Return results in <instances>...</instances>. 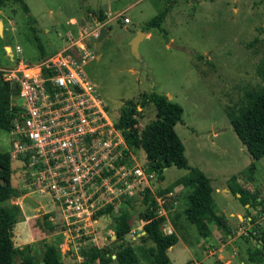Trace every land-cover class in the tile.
Segmentation results:
<instances>
[{
	"label": "rangeland",
	"instance_id": "rangeland-1",
	"mask_svg": "<svg viewBox=\"0 0 264 264\" xmlns=\"http://www.w3.org/2000/svg\"><path fill=\"white\" fill-rule=\"evenodd\" d=\"M23 2L28 7V13L14 1L6 2L0 8V19L3 20H0V70L14 65L5 47L10 46L15 58V48L19 46L21 57L35 64L42 60L39 44L43 47L44 59L64 47L61 43L62 36L65 28L71 27V18L76 20L77 27H81L82 21L88 20L90 12L91 17L96 18L95 13L100 9L105 13L124 11V16L130 23L110 21L107 26L109 36L102 41L98 52L96 41L93 42L94 47L91 43L94 57L98 56V59L88 60L83 67L87 80L107 105L110 118L116 122L126 103L135 102L137 106L150 93L164 95L171 102L180 105L183 109L182 122L175 126V132L184 145V155L189 166L200 169L209 178L217 213L222 212V216L227 218V211H244L239 197L246 193L253 204L250 213L260 223H245L246 227L242 231L247 232L251 227L264 231V158L254 161L236 136L229 119L230 113H239V106L245 101L246 90H257L264 86V0H172L171 6L168 5V0ZM166 8L168 12L160 28L146 29V23ZM100 15L102 22L107 21V14ZM87 24L81 29L82 33L96 27L93 20ZM139 32L144 36L149 33L147 38L142 37L139 44L141 63L132 56L129 47V43ZM167 44L181 50L167 47ZM138 107L137 127L142 130L155 120V108L153 104L144 109L140 105ZM10 148L9 132L0 129V152H8ZM135 154L139 163H144V152L139 149ZM252 163L256 166L255 170L250 168ZM11 169L10 184L17 189L19 197H12L1 206L18 221L22 217L18 203H22L23 197L30 191L26 188L25 170L20 162L11 161ZM183 172L170 167L165 174L164 184ZM157 182L158 177L151 191L157 197L163 196L166 189L157 186ZM224 189L229 192H224ZM232 189H240L242 193L237 196ZM187 192L181 197L183 205L186 203L184 194ZM36 194H32L35 201L49 202L47 197L41 198ZM25 208L32 212L31 207ZM50 208L49 202L46 209ZM124 210L125 208H121L119 211L124 213ZM52 214L55 218L58 217ZM234 222L237 224V221ZM181 223L184 237L192 246L193 257L184 253L178 259V264H187L189 261L194 264L197 259H204L201 250L194 243L197 240L215 243L209 238L200 237L196 227L184 218ZM54 225L52 232L55 238L59 241L61 236L65 237L68 243L65 228L59 224ZM35 227L40 229L37 219ZM131 239V235L127 236V243L133 241ZM114 240L110 236L105 240L111 253H115L119 244ZM41 243H44V239ZM236 247L242 254L245 241L239 239L236 246L229 247L224 254L231 256ZM102 248L105 249V246ZM64 250L67 252V247ZM145 260L147 264H154L148 255ZM233 261L238 264L237 259ZM215 262V257L201 261L203 264ZM38 263H42L41 260L38 259ZM260 264H264V257Z\"/></svg>",
	"mask_w": 264,
	"mask_h": 264
},
{
	"label": "built area",
	"instance_id": "built-area-1",
	"mask_svg": "<svg viewBox=\"0 0 264 264\" xmlns=\"http://www.w3.org/2000/svg\"><path fill=\"white\" fill-rule=\"evenodd\" d=\"M107 16L35 64L23 59L17 47L14 65L0 70L16 89L10 103V159L24 168L28 193L49 199L77 254L88 244L97 245L100 212L141 200L157 180L147 163L135 161L83 71L94 58L91 43L100 31L112 20L129 24L124 12ZM143 226L139 222L130 231L133 240L145 235Z\"/></svg>",
	"mask_w": 264,
	"mask_h": 264
},
{
	"label": "trees",
	"instance_id": "trees-1",
	"mask_svg": "<svg viewBox=\"0 0 264 264\" xmlns=\"http://www.w3.org/2000/svg\"><path fill=\"white\" fill-rule=\"evenodd\" d=\"M14 1L19 3L23 11L28 13V7L23 0H0V8L6 2ZM171 6L172 0H168ZM168 9L162 10L154 18L146 23V29L160 28ZM98 21L102 22L99 15ZM40 55L44 58L43 47L39 44ZM264 72V58L262 60ZM16 92L8 82L4 81L0 73V129L9 132L11 122V97ZM245 101L239 106L238 114H229L232 128L246 147L248 153L258 161L264 158V86L261 89H248L244 95ZM135 102H128L120 110L116 121V128L121 132L124 141L130 151L136 152L141 149L145 154L146 162L150 171L157 173L158 180L163 179V171L169 167L188 170V174L170 187L173 189L182 186L188 189L184 209L185 219L194 225L198 234L206 237L209 234L207 220L213 219L217 223L220 217H216L211 211L212 187L209 178L198 168L190 167L184 155V145L175 132V126L182 122L183 109L177 103L171 102L166 96L157 93H150L139 101L144 109L147 105L153 104L155 108V120L139 130L137 127L136 115L139 113V105ZM252 163L251 169L255 170ZM12 174L11 159L9 152H0V264H34L28 253V248L19 250L14 246L13 227L16 223L14 215L1 204L8 202L12 197L18 198L17 189L12 188L10 178ZM233 194H241V190L232 189ZM242 206L248 205L253 208L246 193L239 197ZM145 209L140 213L139 218L144 221L143 230L145 235L139 240L146 244V252L151 256L154 264H169L167 250L176 244L175 234H164L162 225L165 219L158 215V204L155 196L147 190L140 200ZM123 205L131 208V201H125ZM111 211V208L100 212L99 216ZM120 223L115 229V240L118 242L115 250V258L107 249L87 247L83 251L84 260L81 264H138V256L133 248V241L127 243L126 236L131 228L128 224L127 214L124 210ZM257 218L252 217L250 224L256 225ZM42 227V225L39 223ZM45 228L53 231L54 227L44 221ZM246 237H251L253 248L248 252V262L260 264L258 258L264 256V231L256 227L247 230ZM244 236V235H243ZM117 244V243H116ZM42 264H62L59 259L58 249L51 244H45L41 258Z\"/></svg>",
	"mask_w": 264,
	"mask_h": 264
},
{
	"label": "crops",
	"instance_id": "crops-1",
	"mask_svg": "<svg viewBox=\"0 0 264 264\" xmlns=\"http://www.w3.org/2000/svg\"><path fill=\"white\" fill-rule=\"evenodd\" d=\"M1 13L2 12H0V15H1ZM90 13L87 15L88 20L82 21L81 27L76 26V20L75 19H73V18L70 19L69 24L71 27L68 29L65 28L64 35L62 36L63 42H61V43L64 44V47H65V44H67V42H68L69 36L76 35L77 33L81 32V29L85 25H88L87 23H91V21L89 19L92 18L94 23L98 24V23H100L98 21V17L101 13L103 16L104 14L108 15L111 12L108 11L105 13L100 9L97 13H95L97 16L96 18L91 17ZM0 20L3 22L2 19H0ZM7 21L10 24L12 23L10 21V19H7ZM129 23H130V21H129ZM108 36H109V32H108ZM148 36H149V33H147L144 36V38H147ZM169 41H172V40H169ZM17 47H19V46H16V48ZM167 47H171V44H169V45L167 44ZM16 48H15V50H16ZM171 48H173V47H171ZM5 50L8 53L7 54L8 57L11 60L14 59V55L12 54V50H11L10 46H8L7 48L5 47ZM176 50H181V49L178 48ZM53 54H55V53H53ZM51 56H49V57H51ZM46 58H48V57H46ZM94 58H95V60H97L98 56H96ZM42 60H44V58ZM11 99H12V97H11ZM8 152H10V149ZM132 154L135 156L134 157L135 161L137 163H139V161L137 159L138 156H136L135 152H132ZM145 163H147L146 159L144 161V164ZM168 170H170V167L164 169L163 179L157 183L158 184L157 186H159L162 189H166L165 194L163 196H159V197H157L154 192L152 194L155 196L156 202L158 204V211H157L158 215L162 216L165 219V221L162 225V230H163L164 234H175L177 237L176 244L173 245L172 247H170L167 250L166 254H167V257H168L169 262H170L169 264H178V259L181 256H183L184 253H187L188 255L192 256V252H193L192 246L188 243V241L184 237V235H185L184 234V228H183V225L181 223L183 221V218L185 219L184 209H185V204H186V203H184V205H183V203L181 202V197L183 196V193L185 191H188V189L183 188L182 186H177V187H174L173 189L169 190V187L178 179L186 176L188 174V170L179 169V170H183L184 172L182 174H180L177 178L170 181L168 184H164L165 183V174ZM223 191L229 192L228 189L227 190L224 189ZM186 195L184 194L185 199H186ZM236 195L239 196V194H236ZM25 196H30L33 199L32 194L27 193V195H25ZM177 196H178V198H177ZM41 198H43V197H41ZM35 202L38 203V205H39V207L37 209H34L31 206L24 204L23 202L18 203V207H19V210L21 212L22 217L18 221H16V223L14 224V227H13L14 246L16 248H18L19 250H23L27 247L28 253L31 256L32 260L34 261V264H35V262L37 264H42V263H38V259L41 260V258H42V252L44 250L45 244L54 245L58 249L59 259H60V262L62 264H81L82 261L84 260L82 253H83L85 248L90 247V246L97 247V248H102V246H105V249L109 250L108 249L109 245H107L105 240L107 239V236H110V239L112 241L115 239L114 231H115L116 227L118 226V224L120 223V220H121L120 217L124 215V213L119 211L121 208H125V210L128 212L127 219H128V224L130 225L131 230L136 229L139 222H142V224L144 225V221L139 218L140 213L144 210V209H141L142 206L140 204V200H134L133 202H131V204H132L131 208L127 207V205H122L119 208L111 209L110 212L105 213L104 215L100 216L98 221H97V230L100 233V236L97 240V245L88 244V245L84 246L81 249V251L77 254V253H74L73 251H71L72 250L71 240L68 238V234L66 233V231H64L65 232L64 234L68 238L67 239L68 243L66 242L65 237L63 238L62 236L60 238L61 240L58 241L55 238L54 233L51 230H49V228H47V227L45 228L43 226L44 221L46 223H49L53 227L55 226L54 224H57V221H58L57 218H55L52 214V213H54L52 206L50 209H46L49 206V202H47L46 200L45 201L42 200L40 202L35 201ZM25 206H28V208L31 207L32 209L30 208V210H32V212L27 211ZM210 207H211V211L214 213V215L216 217H220V220L217 223L213 219H208L207 220V226L209 229V234L206 237H202L200 235L199 236L202 238H206V239L209 238L210 241H214L215 245L211 244L212 242L209 243V242L204 241V240H202V241L197 240L196 243H194V245L198 249L201 250V252H202L201 254H202L204 259H201V260L197 259L196 263H194V264H203V263H201V261L205 260L209 257H215L216 258L215 264H234V261H233L234 259H237L238 264H247L248 263V252H249V250H251L253 248V245H254L253 241L254 240L251 237H248V236L246 237L244 234H243L244 235L243 236L241 234V231H242V228L246 227L244 225L245 223H250L251 218L253 216L252 213H250V211L253 208L249 207L248 205H245V206H243V208H245L244 211H242V212H239V211L228 212L227 211V212H225V213H227L226 214L227 218L223 217L222 212L217 213L218 211L216 210V208L214 206L213 199H212V193H211ZM54 214L57 215L56 212ZM246 215H248V216H246ZM35 219H37L38 222L42 225V227L40 226V229L35 227ZM234 220L237 221V224H234L235 223ZM259 223H260V220L259 221L257 220L255 224H259ZM134 225H135V227H133ZM48 231H50L52 233H47ZM129 235H130V232L127 236L129 237ZM43 239H44V243H41V240H43ZM239 239H243L245 241V248H244V251H242V254L239 253V249L236 247V248H233V252H232L231 256H229V255L226 256L224 254L225 250H228L229 247L232 248V247L236 246V243ZM131 240H133V239H131ZM133 242H134L132 244L133 248L135 249L137 256H138V264H147L146 260H145L146 255L149 256V254L146 252V246L147 245L142 244L139 239L133 240ZM65 247H67V252L64 250ZM110 253H111V251H110ZM111 254H113V253H111ZM203 254L205 255V257ZM140 255L142 257L141 259H140ZM114 257H115V255L113 254L112 258L114 259ZM263 257L264 256H261L258 259L261 261ZM112 264H117V263L113 262ZM187 264H192V263H191V261H189V262H187Z\"/></svg>",
	"mask_w": 264,
	"mask_h": 264
},
{
	"label": "water",
	"instance_id": "water-1",
	"mask_svg": "<svg viewBox=\"0 0 264 264\" xmlns=\"http://www.w3.org/2000/svg\"><path fill=\"white\" fill-rule=\"evenodd\" d=\"M89 20L92 21V18ZM108 32H109V30L107 28H103L100 31L99 36H98L97 41H96L97 52L99 51V48H100L102 41L108 36ZM142 37H144V34L139 32L137 34V36L135 38H133V40L129 43L130 52H131L132 56L135 59H137L140 63L142 62V60L140 58L138 48H139L140 42L142 41ZM171 47H173L174 49H178L177 47H175L172 44H171ZM22 201L24 204H27L34 209H37L39 207L38 203H36L30 196H24Z\"/></svg>",
	"mask_w": 264,
	"mask_h": 264
}]
</instances>
